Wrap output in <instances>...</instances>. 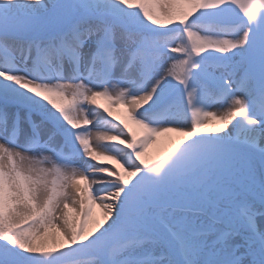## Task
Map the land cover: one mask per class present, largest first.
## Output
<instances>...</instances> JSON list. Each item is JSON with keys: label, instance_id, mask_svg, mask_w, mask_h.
Listing matches in <instances>:
<instances>
[{"label": "snow or ice", "instance_id": "1", "mask_svg": "<svg viewBox=\"0 0 264 264\" xmlns=\"http://www.w3.org/2000/svg\"><path fill=\"white\" fill-rule=\"evenodd\" d=\"M0 264H264V0H0Z\"/></svg>", "mask_w": 264, "mask_h": 264}, {"label": "bare ground", "instance_id": "2", "mask_svg": "<svg viewBox=\"0 0 264 264\" xmlns=\"http://www.w3.org/2000/svg\"><path fill=\"white\" fill-rule=\"evenodd\" d=\"M116 112H117V111H114V114H116ZM169 135L172 136L173 139H176V138H177L175 133H172V134H169ZM153 152H154L155 154H157V149H156V148H153Z\"/></svg>", "mask_w": 264, "mask_h": 264}, {"label": "rangeland", "instance_id": "3", "mask_svg": "<svg viewBox=\"0 0 264 264\" xmlns=\"http://www.w3.org/2000/svg\"><path fill=\"white\" fill-rule=\"evenodd\" d=\"M116 110V109H115ZM121 109L119 108V111H120ZM118 115H119V113H118V111L116 112V116L115 117H118ZM123 115H124V113H123ZM110 118H112V117H110ZM113 119V118H112ZM150 153L152 154V155H156L154 152H153V148L152 149H150Z\"/></svg>", "mask_w": 264, "mask_h": 264}]
</instances>
